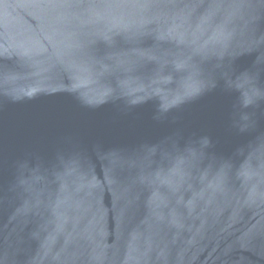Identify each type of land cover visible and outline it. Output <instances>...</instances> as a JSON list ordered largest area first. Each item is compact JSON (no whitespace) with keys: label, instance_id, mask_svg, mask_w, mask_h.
<instances>
[{"label":"water","instance_id":"95a60500","mask_svg":"<svg viewBox=\"0 0 264 264\" xmlns=\"http://www.w3.org/2000/svg\"><path fill=\"white\" fill-rule=\"evenodd\" d=\"M0 264H264V0H0Z\"/></svg>","mask_w":264,"mask_h":264},{"label":"clouds","instance_id":"9594fccd","mask_svg":"<svg viewBox=\"0 0 264 264\" xmlns=\"http://www.w3.org/2000/svg\"><path fill=\"white\" fill-rule=\"evenodd\" d=\"M252 101L250 100V99H247L246 101H245V106H247V104H249V103H251Z\"/></svg>","mask_w":264,"mask_h":264}]
</instances>
